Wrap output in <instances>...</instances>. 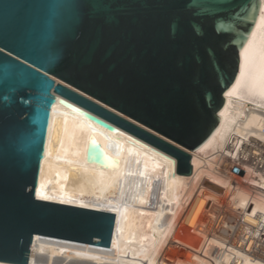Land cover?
I'll use <instances>...</instances> for the list:
<instances>
[{"label":"water","instance_id":"1","mask_svg":"<svg viewBox=\"0 0 264 264\" xmlns=\"http://www.w3.org/2000/svg\"><path fill=\"white\" fill-rule=\"evenodd\" d=\"M39 2L0 0V255L17 264L35 233L105 246L112 237V213L37 199L34 187L169 210L175 200L172 161L56 95L189 175L190 154L171 142L196 153L218 127L261 5L106 0L53 36Z\"/></svg>","mask_w":264,"mask_h":264},{"label":"bare ground","instance_id":"2","mask_svg":"<svg viewBox=\"0 0 264 264\" xmlns=\"http://www.w3.org/2000/svg\"><path fill=\"white\" fill-rule=\"evenodd\" d=\"M224 95L220 123L196 153L170 141L190 154L189 175L176 173L174 157L56 95L172 161L170 197L175 200L169 210L34 187V198L109 212L115 221L107 246L35 233L27 264H259L257 258L264 255L262 3Z\"/></svg>","mask_w":264,"mask_h":264},{"label":"snow or ice","instance_id":"3","mask_svg":"<svg viewBox=\"0 0 264 264\" xmlns=\"http://www.w3.org/2000/svg\"><path fill=\"white\" fill-rule=\"evenodd\" d=\"M264 4V0H260ZM85 4L93 7L97 12H103L107 8L106 0H40L39 7L41 8L45 24L53 36L57 35L60 31L64 30L69 24H74L80 17L81 11ZM199 0H192V6L197 7ZM256 7L255 5L252 6ZM198 30V29H197ZM5 49L0 48V54H3ZM39 69H37V72ZM40 86L43 88L51 87L46 80L40 81ZM95 144L94 141L90 142V147ZM108 163H115L113 160H108ZM247 159V157H245ZM48 199V197H43ZM257 248L261 247V242H257ZM8 257L0 255V264H3ZM259 264H264V255L257 258Z\"/></svg>","mask_w":264,"mask_h":264}]
</instances>
